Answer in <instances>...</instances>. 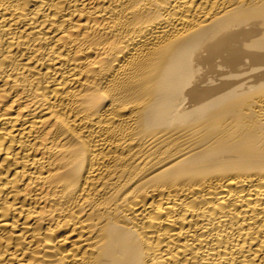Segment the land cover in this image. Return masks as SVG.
Wrapping results in <instances>:
<instances>
[{"label": "bare ground", "instance_id": "obj_1", "mask_svg": "<svg viewBox=\"0 0 264 264\" xmlns=\"http://www.w3.org/2000/svg\"><path fill=\"white\" fill-rule=\"evenodd\" d=\"M0 264H264V0H0Z\"/></svg>", "mask_w": 264, "mask_h": 264}]
</instances>
